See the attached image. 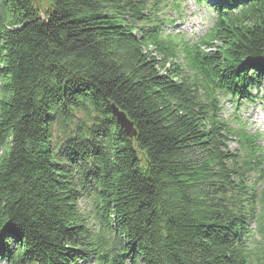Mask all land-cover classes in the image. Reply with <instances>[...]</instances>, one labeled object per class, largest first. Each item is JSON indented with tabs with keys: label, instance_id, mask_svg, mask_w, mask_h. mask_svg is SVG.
<instances>
[{
	"label": "trees",
	"instance_id": "1",
	"mask_svg": "<svg viewBox=\"0 0 264 264\" xmlns=\"http://www.w3.org/2000/svg\"><path fill=\"white\" fill-rule=\"evenodd\" d=\"M45 1L0 0V262L264 264V155L219 105L264 87V0H194L197 41L174 0ZM80 97L97 122L54 129Z\"/></svg>",
	"mask_w": 264,
	"mask_h": 264
},
{
	"label": "rangeland",
	"instance_id": "2",
	"mask_svg": "<svg viewBox=\"0 0 264 264\" xmlns=\"http://www.w3.org/2000/svg\"><path fill=\"white\" fill-rule=\"evenodd\" d=\"M32 2L41 12L46 6L45 0H32ZM184 6H186V10L183 11V15H182V17L184 16L183 23H179L180 26L175 24L174 25L166 24L165 32L170 34L172 33L171 32L172 29L177 28V30L180 33L181 31H183L182 34L185 41H194L195 39H201L205 34V33L203 34V32L205 31V27H206L204 22V17L205 16L212 17L211 13L208 12L206 13L203 10L196 8L192 3V1H187L186 4H184ZM175 11L176 10L174 9V7H172V1H171L170 6L166 12V18L173 19V21L177 20L178 13H176ZM252 95L255 96L254 102L256 104H252V102H250L249 104L239 103L238 101V103L235 104L234 106L233 101L229 97L228 98L223 97L221 99V107H222L221 114L224 117V119L227 120L228 123H232L234 121V118H238L239 120H241V123L244 124H242L240 129L238 125L235 123L230 126V132H235L236 134L238 133V135H240L239 131H241L242 129L248 135L258 136L259 142H257V145L264 152V126H260L258 123L252 121V120H259L258 118L260 117L264 118V101H261L260 104L256 102V99L262 98V91L259 92L254 91ZM235 108L236 110H234ZM259 111L262 112L259 113ZM253 113H258V118L256 117V115H253ZM250 227L253 233L257 234L258 232L257 225L255 223H252ZM96 232L101 233L99 230H96Z\"/></svg>",
	"mask_w": 264,
	"mask_h": 264
},
{
	"label": "clouds",
	"instance_id": "3",
	"mask_svg": "<svg viewBox=\"0 0 264 264\" xmlns=\"http://www.w3.org/2000/svg\"><path fill=\"white\" fill-rule=\"evenodd\" d=\"M100 116L96 105L88 98L80 97L78 103L70 105L68 109V117L63 123L54 124V129H62L66 123L69 127L77 126L91 127L97 122V117Z\"/></svg>",
	"mask_w": 264,
	"mask_h": 264
},
{
	"label": "bare ground",
	"instance_id": "4",
	"mask_svg": "<svg viewBox=\"0 0 264 264\" xmlns=\"http://www.w3.org/2000/svg\"><path fill=\"white\" fill-rule=\"evenodd\" d=\"M218 5H219V3H218ZM217 5V6H218ZM217 8V7H216ZM206 10L208 11V12H210V13H213V11H210L208 8H206ZM177 30V28L176 29H172L171 30V32H174V33H177L178 32V30ZM183 31H181V33H182ZM232 82H236V80H233ZM258 83V82H257ZM220 86L221 87H224V85L222 84V83H220ZM264 87H260V88H258L257 89V91L258 90H260V89H263ZM228 92H230V93H228ZM227 95L225 96V98H228L229 97V95L230 96H233V94H234V92H233V90H231V89H227ZM251 102H252V104H256L254 101H253V98L250 96V95H248V97H247ZM225 103V102H224ZM227 108H229V107H227ZM112 112H113V110H112ZM260 112H262V111H259V113ZM238 113V112H237ZM253 115H256V117L258 118V113H253ZM115 117L117 118V116H116V114H115ZM260 117V116H259ZM259 120H252L253 122H256V123H258L260 126H264V118H258ZM117 121H118V123L121 125V123L119 122V120H118V118H117ZM219 129H221V130H223V128H221V127H218ZM93 157L92 158H89V161L90 162H95L96 163V165H97V160H96V157L94 156V155H92ZM65 167H68V168H70V172H71V174H72V177H74L73 179H75V178H77L78 176H79V174H80V172H81V169H79L78 168V166L77 165H72V164H70V163H68V164H66L65 165ZM98 182V181H97ZM88 229V228H87ZM105 235H107V236H109V237H116V235H115V233L113 234V233H110V232H108V233H105ZM89 263H91V264H97V262L93 259V260H90V262H85L84 264H89Z\"/></svg>",
	"mask_w": 264,
	"mask_h": 264
},
{
	"label": "water",
	"instance_id": "5",
	"mask_svg": "<svg viewBox=\"0 0 264 264\" xmlns=\"http://www.w3.org/2000/svg\"><path fill=\"white\" fill-rule=\"evenodd\" d=\"M113 112L116 114L119 122L121 123V126L124 129L126 136L129 138H133L135 135V132L133 131L132 125L126 119L125 115L122 113H119L116 109H113Z\"/></svg>",
	"mask_w": 264,
	"mask_h": 264
}]
</instances>
